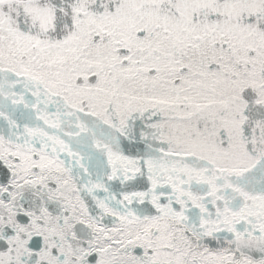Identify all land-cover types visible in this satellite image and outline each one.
Returning <instances> with one entry per match:
<instances>
[{"label":"snow or ice","instance_id":"snow-or-ice-1","mask_svg":"<svg viewBox=\"0 0 264 264\" xmlns=\"http://www.w3.org/2000/svg\"><path fill=\"white\" fill-rule=\"evenodd\" d=\"M0 264H264V0H0Z\"/></svg>","mask_w":264,"mask_h":264}]
</instances>
